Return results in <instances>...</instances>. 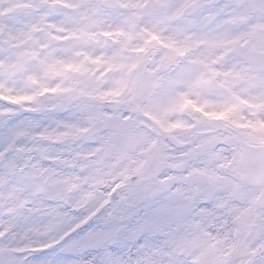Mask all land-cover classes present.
Here are the masks:
<instances>
[{
	"label": "rangeland",
	"instance_id": "1",
	"mask_svg": "<svg viewBox=\"0 0 264 264\" xmlns=\"http://www.w3.org/2000/svg\"><path fill=\"white\" fill-rule=\"evenodd\" d=\"M129 1L141 17L137 32L142 29L159 37V41H153L156 46L147 64L146 80L137 81L139 76L136 75L142 72L137 66L138 58H134V79L129 84L128 74L123 79L114 74L109 77V95L117 97L123 93L120 100L126 102L124 111L104 119L100 118L97 107L85 109L90 113L85 114L88 119L76 114L82 108L64 111L54 145L37 153V140L14 138L4 148L0 147V255L18 254L13 264H104L110 258L115 264H128L124 260L125 251L131 243L142 240L140 246L134 245V252L140 249L138 264H221L224 243L214 242L208 229L213 220L227 219L233 212L240 220L234 238L238 245L236 255L249 257L254 264H264V213L252 208L256 191L242 185L235 144L224 143L226 139L219 140L216 133H212L209 140L203 137L205 132L214 131L225 111L230 110L235 121L231 129L237 141L256 143L260 139L258 130L246 133L249 131L246 128L251 123L264 128V76H257L254 69H250L239 47L249 41L252 50H264V0H247L249 5L243 10V17L254 15L255 18L248 25L252 29L248 41L243 43L247 33L245 26L228 28L214 5L219 0H168L160 13H150L145 8L161 0ZM192 2L204 6L216 21L209 22L200 12L188 19L182 17V9ZM109 20L110 32L119 28V22L123 23L128 30L126 49L138 50L131 41L134 22L113 14ZM237 38H240L234 46L237 53H231L232 57L223 65L219 46ZM200 39L206 43L203 51L211 57L210 62L218 59L220 66L210 70L200 52L186 59V53L197 47ZM116 53L117 50L111 51V58ZM177 57L185 65L183 68L171 64ZM219 69L223 72L234 69V74L229 79L232 85L227 92L205 98L207 113H213L216 118L194 120L190 117L194 114L193 108L182 110V97H187L192 107H198L204 82ZM201 70L207 71L206 80L192 85L195 74ZM168 72L169 87L163 85ZM186 72L191 73L189 78ZM25 86L26 83L20 85L23 95L28 94ZM136 103H142V109L132 106ZM45 106L53 108L51 104ZM3 110L1 108L0 124L7 123ZM13 125L14 131H26L22 122ZM42 126H47L46 122L41 123ZM32 127L30 125L26 133L45 131ZM150 134L154 135L153 142L144 154L143 165L133 169L132 155L150 140ZM169 135L184 143L191 140L189 145L193 149L172 158L165 141ZM70 138L77 141L78 158L66 159L72 144ZM219 143L223 145L216 152ZM12 147L14 152L9 155ZM224 148L233 149V154L228 163L219 168L226 157ZM23 150L28 151L26 164L32 162L36 166L44 162L48 167L34 169L32 174L20 173L13 162L21 157ZM79 171L83 174L79 175ZM174 172L177 174L172 175ZM201 173L209 177L208 185L197 181ZM27 174L35 175L36 180L27 178ZM75 185L80 190L69 194ZM119 186L123 187L118 204L104 208L99 193L112 195ZM186 188L193 189L192 194H188ZM209 199L212 202L206 203ZM124 205L126 210L122 208ZM239 205L247 207V212L242 213L241 209L239 212ZM103 208L102 228L86 232V238L79 243L60 247L65 237ZM148 214H157L158 222L144 223ZM33 226L37 230H32ZM117 239L120 243L111 247ZM45 249L54 251L37 257L36 254ZM89 251H94V256L86 259L84 255ZM98 252L102 253L99 260Z\"/></svg>",
	"mask_w": 264,
	"mask_h": 264
},
{
	"label": "flooded vegetation",
	"instance_id": "2",
	"mask_svg": "<svg viewBox=\"0 0 264 264\" xmlns=\"http://www.w3.org/2000/svg\"><path fill=\"white\" fill-rule=\"evenodd\" d=\"M103 1L0 0V93L10 92L0 97V103L20 97L14 100L32 109L29 117L41 112L36 104L43 90L62 102L61 109L75 106L82 96L73 91L84 85L91 92L92 88L107 89L111 71L122 72L124 58L117 55V62H111L107 39L121 43L122 37L119 32L109 35V14L116 16L119 11L104 8ZM232 12L230 17L240 22L241 11ZM64 65L78 66L79 70L65 71ZM217 79L222 83L223 78ZM76 80L82 83L73 87ZM24 83L28 94L23 95L20 85ZM7 107L11 115H21L14 107ZM5 131L13 132L10 128ZM227 133L232 135L222 134Z\"/></svg>",
	"mask_w": 264,
	"mask_h": 264
},
{
	"label": "snow or ice",
	"instance_id": "3",
	"mask_svg": "<svg viewBox=\"0 0 264 264\" xmlns=\"http://www.w3.org/2000/svg\"><path fill=\"white\" fill-rule=\"evenodd\" d=\"M150 35V39L147 41L148 43H151L152 41H159V37L156 36L155 34H149ZM63 69L65 71H78L79 67L78 66H74V65H64L62 66ZM182 101L184 103H188V98L187 97H182ZM206 203H211L212 201L209 199L207 201H205ZM159 217L157 214H148L145 219H144V223H148V222H152V223H156L158 222ZM140 225V222L137 223V226ZM129 228L131 229V226H129ZM134 231V229H131ZM86 232H91V227L89 226L88 229H78L75 233H72L71 235H69L60 245V247H65V246H71L73 244L79 243L80 241L84 240L86 238ZM120 243V241L114 240L112 242L111 247H115L116 245H118ZM49 251H54L53 250H48L45 249L40 253H37V257L39 256H43L45 253L49 252ZM14 258H18V254H4V255H0V264H13V260ZM104 264H115V261L113 259H107L105 260Z\"/></svg>",
	"mask_w": 264,
	"mask_h": 264
},
{
	"label": "water",
	"instance_id": "4",
	"mask_svg": "<svg viewBox=\"0 0 264 264\" xmlns=\"http://www.w3.org/2000/svg\"><path fill=\"white\" fill-rule=\"evenodd\" d=\"M163 7L162 6H157L155 9L156 10H161ZM198 10V8L196 6H191L188 10L187 13L188 14H193ZM253 61L255 63V65L257 67L261 68V64H260V58L258 57H254ZM263 69V68H262ZM264 70V69H263ZM261 151V150H257L256 148H252V147H247L246 151L244 152L243 156H242V163H243V167H244V173H245V183L248 185H253V186H258L259 185V181L260 180H256V174L258 172H255L253 170L254 167V159L257 156V152ZM263 152L261 155H264V150L261 151ZM259 172H262L261 170H259ZM260 177L262 178L263 173H259ZM262 182L264 183V176L262 178ZM262 201H264V193L261 195L260 199L258 200V205L259 206H264V203H262Z\"/></svg>",
	"mask_w": 264,
	"mask_h": 264
},
{
	"label": "trees",
	"instance_id": "5",
	"mask_svg": "<svg viewBox=\"0 0 264 264\" xmlns=\"http://www.w3.org/2000/svg\"><path fill=\"white\" fill-rule=\"evenodd\" d=\"M228 243L232 244V243L230 242V240L228 241ZM227 249H228V252L231 253V251L233 250L232 245H231V246L228 245V246H227Z\"/></svg>",
	"mask_w": 264,
	"mask_h": 264
},
{
	"label": "bare ground",
	"instance_id": "6",
	"mask_svg": "<svg viewBox=\"0 0 264 264\" xmlns=\"http://www.w3.org/2000/svg\"><path fill=\"white\" fill-rule=\"evenodd\" d=\"M32 230H37L36 227H33Z\"/></svg>",
	"mask_w": 264,
	"mask_h": 264
}]
</instances>
